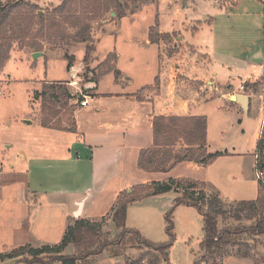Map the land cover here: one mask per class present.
<instances>
[{"label": "crops", "instance_id": "crops-1", "mask_svg": "<svg viewBox=\"0 0 264 264\" xmlns=\"http://www.w3.org/2000/svg\"><path fill=\"white\" fill-rule=\"evenodd\" d=\"M171 3L170 28L154 13L153 24L145 28V37L128 40L127 53L113 48L98 55L94 43L99 32L92 33L93 51L88 63L84 57L77 64L73 61L70 70L66 64L67 80L41 83L67 85L73 96L71 105L76 106L74 132L41 127L32 93L31 114H25L21 124L14 122V138L9 143L5 141L4 151H0V253L26 245H56L77 219H110L119 195L135 186L169 179L204 183L193 172L207 165L185 161L166 172L151 173L138 169L139 154L153 145L155 117H205V110L216 100L243 109L231 101L237 95H247L250 107L253 95L240 87L235 90L232 82L239 80L243 86L264 79V1L239 0L228 7H219L211 0H168V6ZM158 4L142 9L155 11ZM133 15L128 12L126 16ZM156 20L158 34L192 48L198 58L190 57L182 66L173 56L162 58L161 40L151 43L148 39ZM110 55L115 56L112 72L82 82L83 67L95 70ZM84 97L87 104L81 106ZM214 108L218 110L217 105ZM261 123L255 134L254 166L264 116ZM177 145L185 148L181 143ZM209 147L207 122L206 152L215 154L209 153ZM216 153L222 154L219 157L230 155L227 151ZM162 196L135 202L127 212L132 205L152 203ZM24 224L27 225L23 227ZM229 260L256 264L249 257L238 256H227L222 264ZM19 261L15 258L0 264H22Z\"/></svg>", "mask_w": 264, "mask_h": 264}, {"label": "rangeland", "instance_id": "rangeland-1", "mask_svg": "<svg viewBox=\"0 0 264 264\" xmlns=\"http://www.w3.org/2000/svg\"><path fill=\"white\" fill-rule=\"evenodd\" d=\"M15 1L17 0H0V3L4 6L8 2ZM211 1L219 7H225L229 6L233 0ZM120 2L128 7L127 13L132 12L134 8L139 10L131 13L134 14L133 16H126V13L123 18H118L114 11L110 12H113L115 16H111V13L98 15L92 11L91 2L82 0L69 5L63 14L54 13V9L60 4L59 0H26L23 4L24 7L13 9L8 28L15 30L18 25L22 27V31L29 32L31 37H35L36 41L34 42L41 43L43 56L32 60V50L28 47L20 50L19 41H15L16 43L9 54V60L0 67V151H4L5 141L9 143L10 139L14 138V133H16L14 122L17 121L18 124H21L24 115L31 114L30 98L32 93L40 88L41 83L68 79L66 56H73L76 64L83 60L86 44L66 46L67 36L75 32L71 25L76 23V19H80L87 25L90 24L91 35L99 32L94 43L97 55L113 48L127 53L129 50L128 40L133 37L136 39L145 37V28L153 24L154 13L158 14L167 29L172 25L174 4L171 3L168 6V0H120ZM157 2L159 4L155 11H151L149 7L142 9L144 6L156 5ZM34 14L42 16L43 22L33 19V23H31V18H35ZM106 21L109 23L104 25ZM29 37L26 39L27 44L30 42ZM2 42L4 43V41H0V44H3ZM161 42L162 58L164 55L173 56L178 65L182 66L190 57L198 58L192 48L174 43L170 36L162 37ZM138 48L141 50L140 47ZM135 51L139 53L136 47ZM111 66L110 58L101 67L98 65L94 74L91 73L93 72L91 67H83L80 75L82 82L96 80L98 75ZM261 82V85L250 89L249 93L253 96L247 111L234 106L229 107L228 103L217 100L215 105H211L205 110L210 138L209 153L227 151L230 154L215 158L202 171L193 172L195 177L205 183L209 193H218L227 205L226 216L219 219L218 222L219 231L239 224L244 227L250 226L251 222L247 221L246 214L239 213L237 204L233 203L255 200L258 182L264 183V171L255 168L253 157L255 134L262 127L261 118L264 116V79ZM232 87L239 90V80L235 79L232 82ZM65 88L67 91L65 93L71 95L67 85ZM50 93L56 96L62 95L64 92L61 87L55 84ZM72 99L62 97L60 102H57L56 99L53 102L54 107L59 111L57 119L62 126H70L69 109ZM35 103L40 109L41 99L38 98L37 101H34ZM216 105L218 110L214 108ZM32 109H34L33 106ZM8 124L11 125L10 128H8ZM261 140L264 142V138ZM182 148L176 145L173 149L174 154L182 151ZM255 159V165L260 164L262 156L256 155ZM259 173L261 179L257 178ZM176 197L177 195L173 192H168L156 199L155 202L132 205L127 212V223L125 221L127 229H135L148 242L162 245L169 242L165 232L164 216L172 211L174 240L166 252L168 261L164 260L160 252L135 242L134 238L129 235H125L123 240H119L122 231L112 223L111 216L110 219L104 218L94 222L100 231L99 241L97 236L80 231L77 241L66 247L60 256L75 258L76 264H222L223 259L227 256L241 257V255L247 254L256 264H264V235L254 238L244 234L237 246L225 247L221 251L222 254L216 251L213 257L207 255L200 249V244L204 240L202 217L195 208L183 205L174 207L172 200ZM134 225L142 230L139 231V228L137 229ZM104 240L109 243V246L100 251V244ZM57 257V255L45 256L44 260L52 263ZM29 258L26 254L20 257L22 260ZM54 264L59 263L54 262ZM224 264L243 263L242 261L229 260Z\"/></svg>", "mask_w": 264, "mask_h": 264}, {"label": "trees", "instance_id": "trees-1", "mask_svg": "<svg viewBox=\"0 0 264 264\" xmlns=\"http://www.w3.org/2000/svg\"><path fill=\"white\" fill-rule=\"evenodd\" d=\"M26 0H17L15 2H8L7 5L2 6L0 3V41H4L0 44V67L4 65L9 60L10 51L16 43L19 41V49L22 50L24 47H28L33 53L41 52L42 46L40 42L36 41L35 37H31L30 33L27 31H22L21 26H16L17 28H8L10 16L14 8L20 9L24 7V2ZM60 4L54 9V13L63 14L67 7L72 5V3L79 0H59ZM91 2L93 5L92 11L95 13L103 14L110 13L114 11L118 18L125 17L128 7L121 3L120 0H82ZM185 1V0H183ZM239 0H233L229 6H235ZM128 5V4H127ZM228 7V6H225ZM36 9V7H34ZM139 9L134 8L130 13L136 12ZM91 13V12H90ZM35 15V14H34ZM31 18V23L33 19H37L38 22H43L42 16H34ZM30 20V18H29ZM76 23L71 25L72 29L75 30L73 34L67 36L66 46L71 44H86L84 62H87L93 51V39L91 37V26L90 24L82 23L80 19H76ZM157 20L155 26L150 28L148 33V39L151 43H158L163 36L157 33ZM20 34H17L19 33ZM30 36V37H29ZM29 37V44L26 39ZM115 61V56L110 55L106 58L105 62ZM67 60V70H70L74 58L72 56H66ZM103 62L100 67L105 63ZM113 66L106 69L103 73L98 75V77L105 75L108 72H112ZM95 70H93L94 74ZM118 75L117 72H115ZM97 77V78H98ZM263 81V80H261ZM261 81H256L253 83H245L243 85V90L247 93L251 88L257 85H261ZM63 89L62 95L50 93L51 89L55 86L53 84H42L40 91H35L32 95V101H37L41 99V105L39 109L40 113V125L44 128H49L58 131H68L74 132L75 125L73 120V113L76 109L75 105H71L69 109L70 116V126H62L57 116L59 111L54 107V100H60L63 98L71 99L70 94H66V84H56ZM253 85V86H252ZM66 92V93H65ZM80 101L81 98L79 97ZM206 128L207 122L205 117H162L158 116L153 119L152 130H153V145L150 149L142 150L138 158V169L145 172H166L172 169L179 163L188 161L194 162L196 164L206 166L215 158L221 156L220 153L207 154L206 152ZM264 138V130L262 131L261 139ZM259 140L256 147L255 154L262 156V161L260 164L257 163L255 168L260 171H264V142ZM182 144L185 148L177 154H174L173 149L177 144ZM255 155V156H256ZM258 197L254 201H241L233 204H237L238 212L245 213L248 222H251L250 226L244 227L239 224L228 229L220 230L218 229L219 219H223L226 216V203L219 197L218 194L209 193L206 189L204 183L194 181L191 179H169L164 182H153L145 185H138L130 189V192H122L116 205L112 208L111 219L112 223L117 229L122 232L119 235V240H123L125 235H129L134 238L135 242L155 251L160 252L165 261H168L166 252L170 248L171 242L174 240L173 233V222H172V211L168 212L164 216L165 220V232L169 238V242L162 245H155L147 240H145L139 232L127 229L125 227L126 212L127 207L135 202L149 197H154L157 195H162L168 192H175L179 194L173 204L174 207L178 205H183L186 207L195 208L199 215L202 217L203 221V231L204 240L200 244V249L213 257L216 251L222 254V250L227 246H237L241 241V236L246 234L258 238L264 235V183L262 181L258 182ZM103 219V218H102ZM24 224L23 227H25ZM80 231H86L88 234H93L97 236L98 241L101 236L98 226L91 221L77 219L73 224L69 225L65 231V234L60 241V243L49 246L42 245L40 247L34 248L29 245L20 248H14L9 252L0 253V261L20 258L23 255L30 257L27 260L20 259L22 264H76L75 258H65L60 256L62 251L66 249L71 244L77 241V236ZM97 241V242H98ZM100 251L106 249L109 243L104 240L100 244ZM219 253V254H220ZM220 254V256H221ZM57 255L58 257L52 263H48L44 260L45 256ZM224 256V255H223ZM222 256V257H223ZM242 258H248L249 255H241Z\"/></svg>", "mask_w": 264, "mask_h": 264}, {"label": "water", "instance_id": "water-1", "mask_svg": "<svg viewBox=\"0 0 264 264\" xmlns=\"http://www.w3.org/2000/svg\"><path fill=\"white\" fill-rule=\"evenodd\" d=\"M111 16H115L114 13H111ZM43 55L42 52H35L32 53V60H36L38 57H41ZM231 101L232 102H238L241 107L243 108L244 111H247L248 109V101H249V97L247 95H237V96H233L231 97ZM130 191H128L129 193Z\"/></svg>", "mask_w": 264, "mask_h": 264}, {"label": "built area", "instance_id": "built-area-1", "mask_svg": "<svg viewBox=\"0 0 264 264\" xmlns=\"http://www.w3.org/2000/svg\"><path fill=\"white\" fill-rule=\"evenodd\" d=\"M240 90H243V86H240ZM83 99H84V101H83V102H80V105H81V106H85V105L87 104L86 97H84ZM257 178H258V179H261V175H260V173H259V175H258Z\"/></svg>", "mask_w": 264, "mask_h": 264}]
</instances>
